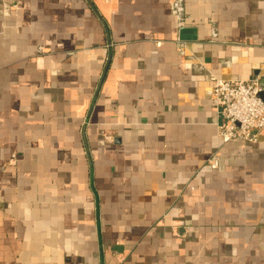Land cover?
I'll list each match as a JSON object with an SVG mask.
<instances>
[{
    "label": "crops",
    "instance_id": "crops-1",
    "mask_svg": "<svg viewBox=\"0 0 264 264\" xmlns=\"http://www.w3.org/2000/svg\"><path fill=\"white\" fill-rule=\"evenodd\" d=\"M211 74H264V0H0V264H264Z\"/></svg>",
    "mask_w": 264,
    "mask_h": 264
},
{
    "label": "built area",
    "instance_id": "built-area-1",
    "mask_svg": "<svg viewBox=\"0 0 264 264\" xmlns=\"http://www.w3.org/2000/svg\"><path fill=\"white\" fill-rule=\"evenodd\" d=\"M209 103L218 121L216 135L222 142L239 140L250 144L264 130V74L248 78L209 76ZM218 161L212 160L211 167Z\"/></svg>",
    "mask_w": 264,
    "mask_h": 264
},
{
    "label": "water",
    "instance_id": "water-1",
    "mask_svg": "<svg viewBox=\"0 0 264 264\" xmlns=\"http://www.w3.org/2000/svg\"><path fill=\"white\" fill-rule=\"evenodd\" d=\"M260 96L263 97V96H264V92H262V93L260 94Z\"/></svg>",
    "mask_w": 264,
    "mask_h": 264
}]
</instances>
